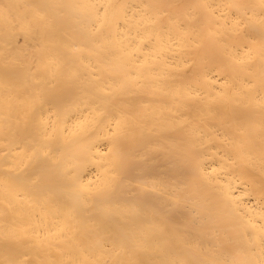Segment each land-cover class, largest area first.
Segmentation results:
<instances>
[{
    "label": "bare ground",
    "instance_id": "bare-ground-1",
    "mask_svg": "<svg viewBox=\"0 0 264 264\" xmlns=\"http://www.w3.org/2000/svg\"><path fill=\"white\" fill-rule=\"evenodd\" d=\"M0 264H264V0H0Z\"/></svg>",
    "mask_w": 264,
    "mask_h": 264
}]
</instances>
